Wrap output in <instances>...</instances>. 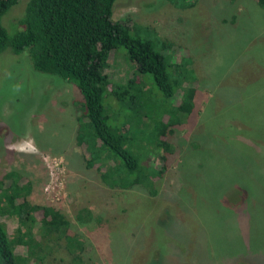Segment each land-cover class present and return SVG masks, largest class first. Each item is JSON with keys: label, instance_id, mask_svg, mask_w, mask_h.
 Masks as SVG:
<instances>
[{"label": "rangeland", "instance_id": "rangeland-1", "mask_svg": "<svg viewBox=\"0 0 264 264\" xmlns=\"http://www.w3.org/2000/svg\"><path fill=\"white\" fill-rule=\"evenodd\" d=\"M26 3L2 17L9 33L21 29ZM112 17L169 42L170 60L187 61L194 77L192 109L178 114L168 148L146 141L134 148L162 174L108 186L101 173L110 163L87 166L76 142L75 85L35 70L27 50L7 48L0 178L10 174L30 204L60 211L84 247L71 252L63 235L41 237L38 221L31 238H19L17 218L0 214L9 237L46 246L40 263L27 264H264V8L256 0H115ZM105 72L114 84L136 77L147 87L124 48L110 54ZM169 100L179 103L181 91ZM144 111L136 126L150 129ZM24 246L15 243V252L27 257Z\"/></svg>", "mask_w": 264, "mask_h": 264}, {"label": "trees", "instance_id": "trees-1", "mask_svg": "<svg viewBox=\"0 0 264 264\" xmlns=\"http://www.w3.org/2000/svg\"><path fill=\"white\" fill-rule=\"evenodd\" d=\"M18 1L0 0V52L7 48L14 53L27 50L35 70L75 85L81 95L76 142L88 152L87 166L108 161L101 178L112 188L149 184L150 177H159L162 170L134 148L139 141L168 148L164 137L174 131L178 114L189 113L193 105L195 89L190 83L194 80L190 79L194 77L185 66L188 62H172L167 54L170 43L154 32L114 20L115 0H27L23 16L16 20L21 29L9 33L1 19ZM256 1L264 8V0ZM119 48L125 49L134 73L147 87L136 77L123 84L112 83L105 67L110 54ZM178 91L182 100H169ZM112 97L117 107L111 106ZM140 106L145 110L144 118L152 121L150 129L139 126L143 121L138 115ZM9 178L10 174L0 178V214L17 218L19 238H31L32 223L38 221L41 237L63 235L69 251L83 249V242L68 234L70 221L60 211L30 204L28 189L14 181L8 183ZM36 214H40L39 220ZM78 218L83 219L81 215ZM22 240L10 238L0 222V264L42 261L46 246L40 240L32 243L34 238ZM23 242L27 257L15 252V243Z\"/></svg>", "mask_w": 264, "mask_h": 264}]
</instances>
